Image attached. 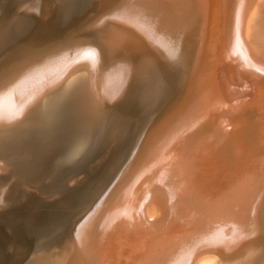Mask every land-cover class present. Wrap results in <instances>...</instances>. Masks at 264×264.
Returning a JSON list of instances; mask_svg holds the SVG:
<instances>
[{"label": "bare ground", "instance_id": "obj_1", "mask_svg": "<svg viewBox=\"0 0 264 264\" xmlns=\"http://www.w3.org/2000/svg\"><path fill=\"white\" fill-rule=\"evenodd\" d=\"M1 1L8 7H12V10L18 7H15L17 3L19 4V0ZM100 1L47 0L46 9L43 12L38 10L40 13L32 8L31 12L33 13L30 10L29 13L25 9L13 10V13L8 14L10 16L7 18L1 15L0 56L11 43L31 39L35 33L37 34V31L32 27L34 21L37 22L42 18L48 19L46 22L49 24L48 29L38 35L40 39H48L58 33L61 35L63 30L74 29L82 24L96 11ZM150 1H147L148 4H146L139 0H127L121 9L117 8V11L111 13L100 12L90 19L93 22L91 21L89 24L87 22L90 20L85 21L84 26L80 28L83 30L80 36L83 45L77 49V51H81V53L77 52L79 57L75 56L76 59L73 57L74 62H71L60 73L58 72L57 76L47 77L45 82L40 80L41 83L35 81L40 74L45 72V76H47L46 71L51 67L54 68L50 63L42 64L35 67V70L41 73H36L33 79L32 76L24 79L19 76L18 80L15 78L8 87L6 86L0 91V167L14 163L21 175L24 176L28 174V169L34 163L32 161L36 158L37 153H42L55 143L62 147L65 158L71 160L81 157L96 139L103 109L108 108L107 104L122 97L124 93L142 96V102L150 96L152 91L155 94L160 92L159 95L162 94L159 100L154 103L155 108L148 110L145 121L143 120L144 122L140 125L141 128L151 115L166 106L181 84L186 68L184 55L189 54L190 50L193 51L195 48L193 39L185 40V42H189L186 47L179 43L171 44L168 27L170 25L175 31L181 32V29L185 27L187 17L183 16L182 27H179L178 16H181V13L186 15L192 5L199 3V0H165L162 1L163 4L158 2L163 6L165 18L156 13L157 10L153 9L155 6L152 7L153 2ZM21 2L22 0H20ZM235 3L237 9L231 16L230 29L237 54V65L248 75H255L260 80L264 79V0H236ZM3 7L5 6H0V14L5 11ZM53 7L56 9H54L55 12L60 9L59 14L62 13V15L49 22V19L52 18L51 16L49 18V15L53 14L51 13ZM71 8L75 10L73 11ZM161 20L163 21L161 22ZM207 20L209 21V19ZM38 36H35L36 42ZM43 42L45 41L43 40ZM21 44L23 43L21 42ZM147 44H149V48H147ZM76 46L79 47L77 43ZM135 51L143 52L144 55L140 57L141 59L139 58L140 60L135 59ZM248 75L246 76L249 77ZM29 84H32V90L23 97L21 94ZM154 84H156L155 87ZM19 95L23 99L17 101L18 105L16 103L12 105L15 106L13 110L4 114L3 112L9 110H7L8 106L14 103L13 99L18 98ZM198 103H202L200 98L196 104ZM111 123L112 125L108 128L105 127L107 132L114 131V128L120 124L119 120ZM124 124L126 125V122ZM122 126L124 127V125ZM175 129L173 130L175 131ZM234 130V135H231ZM112 133L114 134V132ZM223 137L224 141L216 144L210 153L189 160H177L170 169L160 173L154 180V182L168 184L170 187L167 190L165 201L161 191H157L154 198L158 199L153 202V206L148 204V201L151 200H149V194L146 200L141 202L140 216L143 222L140 223H144L145 218L155 219L158 217L157 219H161L164 217L167 211L165 206L168 207L171 202H174L172 184L175 172L179 168L185 170L186 173L192 170L199 173L198 176L201 180L197 181L194 192L188 191L186 197H181L174 211L172 206L175 203H171L170 211L172 210V212L169 211L170 216L167 218L168 220L166 219V224L170 223L174 214L178 217L177 208L185 207L183 210L185 214H180L179 221H177L191 224L194 221L196 235L186 236L185 233H182V235L175 236L178 238L177 240L165 243L162 240L164 233L158 229L155 236H158L160 240L157 239L153 248L145 249L139 264H173L179 261L182 264H256L264 260V186L254 205L253 218L248 205L254 200L257 187L261 185L264 175V111L257 118L246 119L230 126L224 130L219 140H222ZM92 153L94 154V152ZM40 163L39 165H41ZM204 165L206 166L202 167ZM80 170L78 167V171ZM94 173L96 174V171ZM76 177L78 178V176ZM44 180L46 179L44 178ZM2 193L3 191L0 192V208L8 206L10 198H6L7 194L3 195ZM73 195L70 199L61 200L51 208L49 207L41 214L31 209L24 211L22 209L20 212L14 210L16 206L13 207V205L8 206L9 211L5 208L4 214H0V222L8 233H6L8 239L6 240L7 247L0 250V264H5L7 252L4 254V251L9 248L8 244L16 245L18 248L50 236L53 228L61 224L62 219L78 206L75 200L80 197ZM221 195L223 198H220ZM166 201H168L167 204ZM207 211H211L217 217H214L208 229H204L199 222L207 220ZM145 213L150 216L145 217ZM225 215L224 220L223 216ZM201 217L202 219H200ZM206 226L207 224H205ZM207 233L210 235L201 236ZM6 234L4 233L3 238ZM248 235L251 236L247 238ZM244 238L247 239L243 240ZM157 243L158 245H156ZM187 246L194 247L186 253L182 249Z\"/></svg>", "mask_w": 264, "mask_h": 264}, {"label": "rangeland", "instance_id": "obj_2", "mask_svg": "<svg viewBox=\"0 0 264 264\" xmlns=\"http://www.w3.org/2000/svg\"><path fill=\"white\" fill-rule=\"evenodd\" d=\"M46 1L22 0L23 3H20L19 0V4L15 5V7L18 6L17 9L14 7L16 10H13L26 9L27 12L29 10L30 12L33 10L43 12L46 9ZM147 1L149 2V0H139V2L148 4ZM151 1L153 2L151 6H155L153 9L157 10L156 13L165 18L163 6L161 5L163 4L162 1L165 0ZM234 1L236 0H199V3L192 5L186 15L181 13V16H178L179 27H182L183 16L187 17L185 27L181 29V32L175 31L169 25L168 33L171 34L169 38L171 44L179 43L181 46L183 44V47H186L189 42H185V40L193 39L195 48L193 51L191 49L189 54L184 55L186 68L181 84L177 88L178 91L174 92V96L164 108L157 110L146 120L142 128L141 123L145 121L148 110L155 108L154 103L159 100L162 95H159L161 92L159 94H155L153 91L150 92V96L144 102L141 101L142 96L124 93L122 97L107 104L108 108L103 109L100 128L98 127L99 130L96 136L97 140L95 139L96 141L93 142L95 145L92 143L77 159L65 158L62 147L55 143L58 146L54 144L42 153H37L36 158L32 161L34 163L31 162L28 174L24 175L25 178L14 163H9L6 167H0V192L3 191V195L7 194L5 195L6 198L10 197L7 204L8 206H16L14 210L21 212L22 209L23 211L31 209L41 214L61 200L70 199L73 194L74 197H80L75 200L78 206L72 213L62 219L61 224L53 228L50 236L43 237L31 244H24V246L18 248L16 245L8 244V250H3L4 254L7 252L5 254V264H139L145 249L153 248L157 239H159L158 236H155L158 229H161V233H164L162 240L165 243L170 242V240H177L178 238H175V236L182 235V233H185L186 236L196 235L194 221L192 224L185 221L178 222L180 214H185L183 211L185 207L183 209L181 207L177 208L176 214L178 217L174 214L170 223L166 224V219L170 216L169 213L172 212V210L170 211L171 203H175L172 206L174 211L181 197H186L188 191L194 192L197 181L201 180L198 172L192 170L186 173L185 170L180 168L175 172L172 184L174 202H171L168 207L165 206L167 211L161 219H157L158 217L155 219L145 218V222L140 223L143 222L140 216L141 202L143 203L149 194V200H151L148 201V204L153 206V202L158 199L154 198L157 191H161L165 201L170 185L154 182L160 173L170 169L177 160H189L210 153L216 144L218 145L224 141V137L219 140L224 130L240 121L257 118L264 111V79L260 80L255 75H248L237 65V54L230 29L231 16L237 9ZM126 2L127 0H101L96 11L85 21L93 19L100 12L111 13L117 11V8L121 9ZM1 5L5 6L3 7L5 11L0 16L9 17L8 14L13 13L12 7H8L0 0ZM54 9L55 7L51 8L53 14L49 15V18L52 17L49 22L62 15V13L59 14L60 9H57V12ZM71 10L74 11L75 9L71 8ZM39 11L38 13H40ZM42 19L38 20V23L34 21V24H32V27L37 31L35 36L40 35L49 27V24L46 23L48 19ZM85 21L74 29L63 30L61 35L58 33L59 36L58 34L53 35L54 37L51 36L48 39H40L38 36L39 40L37 39V42L34 36L31 39L28 38L29 40L23 39L8 45L0 56V91L6 86L8 87L15 78L18 80L19 76L23 77L22 79L32 76L33 79L34 75L38 73L35 69L42 64L50 63L51 66L56 67L55 71L51 67L50 70L46 71L47 76H45V72L42 73L44 75L40 72L35 81L45 82L47 77L57 76L66 66L74 62L76 57H79L77 49L83 45L80 41L81 31L83 30H80V28L84 26ZM91 21L87 23L89 24ZM184 37L186 38L184 39ZM76 43L79 47L76 46ZM148 45H146L147 48L150 47ZM61 53L63 54L61 55ZM134 53H136L134 54L136 60L144 55L143 52L139 51ZM31 85L29 84L23 90L21 94L23 97L32 90ZM155 86L156 84H154ZM21 95L14 98V103L9 106L11 107L15 103L18 105V102L23 99ZM198 98H200L201 104H196ZM9 106L8 111H2L4 114L15 108V106L11 108ZM118 120L121 126L119 124L111 132L105 130V127L108 128L112 125L111 122H117ZM123 121L126 122V125ZM176 127L177 129H175ZM121 128L123 130H120ZM136 133L137 135L133 141ZM234 133L235 130L231 132V135H234ZM87 162L88 164H86ZM80 166L82 167L80 168ZM78 167L79 170L81 169L80 171H78ZM101 175L104 177L102 178ZM262 182H264V175L261 185L257 187L254 200L248 204L252 212V218L254 205L264 186ZM220 198H223V195ZM165 203L167 204L168 201ZM8 206L1 207L0 214H4L6 209L9 211ZM147 215L150 216V214L145 213V217ZM207 215V220L199 222L204 229H208L211 221L214 217H217L211 211H207ZM225 217L226 215L223 216L224 220ZM205 224H207L206 227ZM2 226L0 222V250L7 247L6 240L8 239V233ZM175 229L176 232H174ZM4 233H7V236L5 235L3 238ZM208 235L210 234L207 233L201 236ZM250 236L248 235L247 238ZM193 247L187 246L182 251L187 253ZM10 250L12 251L11 254ZM176 259H179V257H176ZM179 263L182 264L180 261L173 264ZM256 264H264V260Z\"/></svg>", "mask_w": 264, "mask_h": 264}, {"label": "water", "instance_id": "obj_3", "mask_svg": "<svg viewBox=\"0 0 264 264\" xmlns=\"http://www.w3.org/2000/svg\"><path fill=\"white\" fill-rule=\"evenodd\" d=\"M63 153V152H62Z\"/></svg>", "mask_w": 264, "mask_h": 264}]
</instances>
